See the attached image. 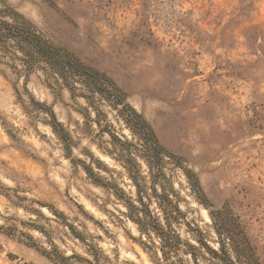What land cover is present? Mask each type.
Returning a JSON list of instances; mask_svg holds the SVG:
<instances>
[{
  "label": "clouds",
  "instance_id": "1",
  "mask_svg": "<svg viewBox=\"0 0 264 264\" xmlns=\"http://www.w3.org/2000/svg\"><path fill=\"white\" fill-rule=\"evenodd\" d=\"M84 3L69 23L77 58L103 56L125 96L29 63L13 37L0 45V264H246L226 209L264 264V0H244L246 16L241 0ZM5 8L0 23L18 16L57 43L43 0ZM129 112L156 134L158 158ZM170 119L184 122L175 136Z\"/></svg>",
  "mask_w": 264,
  "mask_h": 264
},
{
  "label": "rangeland",
  "instance_id": "2",
  "mask_svg": "<svg viewBox=\"0 0 264 264\" xmlns=\"http://www.w3.org/2000/svg\"><path fill=\"white\" fill-rule=\"evenodd\" d=\"M5 2L6 0H0V3ZM43 2L48 12L49 28L51 30V33L58 38V41L54 44L49 40H46L44 38L42 39L46 40L51 46L58 50L59 54L63 55L64 57L70 58L77 64L84 67L87 71L94 73L100 88L103 90H107L110 93V96H113V98H115L117 102L122 101L125 96V92L116 86L113 79H111L109 75L105 74L104 66L102 63L104 59L103 56L99 58L97 64L91 66L90 64L82 63L80 59L77 58V50L74 47V44L77 43L75 28H69V23L71 22L70 18L87 14L84 11L86 7L84 0H43ZM59 3H63L65 5L64 10H61L58 7ZM241 5L242 7L240 8V14L241 16H246L248 10L251 8V5L249 4L247 6H243L244 0H241ZM0 12V16L13 14L10 8H5ZM16 20H18L19 22H24V24L27 25L31 30H34L33 26L27 21H24L22 18L17 16ZM229 23L232 24L233 22L230 21ZM257 33L258 28L255 26L246 30V34L248 35L250 40H255ZM94 35V31L89 28V45L94 44ZM135 36L136 34H134V37ZM140 42L147 43L148 41L147 39L142 37ZM126 43L129 44L130 48H135L137 46L134 41H126ZM113 47L116 51H119L121 46L114 43ZM169 70L174 71V66L170 64ZM165 88H167V86H165ZM109 89H111V91H109ZM145 91H147L149 95L159 96L161 95V92L164 91V89L160 91H149L145 89ZM140 118L141 121H143L145 125L150 128L160 149L162 150L160 142L157 140V136L153 132L152 128L144 121L142 117ZM128 122H138L133 112H129ZM183 126L184 122L182 120L170 119L166 123L165 129L169 132L170 135L175 136L176 132ZM165 129H161V132L163 133ZM218 219L221 222L223 230L229 232L232 235L233 243L236 246L237 252L240 256L245 258L246 264H257L253 249L249 246L248 240L241 234L237 225L232 220L230 212L226 209L223 213L218 214Z\"/></svg>",
  "mask_w": 264,
  "mask_h": 264
},
{
  "label": "trees",
  "instance_id": "3",
  "mask_svg": "<svg viewBox=\"0 0 264 264\" xmlns=\"http://www.w3.org/2000/svg\"><path fill=\"white\" fill-rule=\"evenodd\" d=\"M16 21L17 23L14 25L0 23V29L5 30L0 31V45L5 44L9 37H13L18 41L22 50L26 53L29 63L43 59L50 63L54 69L60 70L61 72L68 69V75L77 74L84 78V83L90 88V90H98L102 94H106L110 98H113L107 90L100 88L94 73L87 71L84 67L70 58L59 54L58 50L51 46L46 40L42 39L41 36L36 35L35 30H31L24 24V22ZM135 117L138 122H129V124L135 132L144 138L146 155L158 158L161 149L152 131L143 121H141L139 116L135 115Z\"/></svg>",
  "mask_w": 264,
  "mask_h": 264
}]
</instances>
